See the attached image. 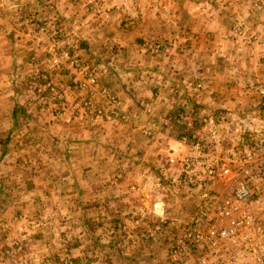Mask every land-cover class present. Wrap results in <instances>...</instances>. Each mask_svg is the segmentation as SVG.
I'll return each mask as SVG.
<instances>
[{"label":"rangeland","instance_id":"374dc122","mask_svg":"<svg viewBox=\"0 0 264 264\" xmlns=\"http://www.w3.org/2000/svg\"><path fill=\"white\" fill-rule=\"evenodd\" d=\"M262 83L264 0H0V264H162L169 146Z\"/></svg>","mask_w":264,"mask_h":264},{"label":"built area","instance_id":"2783aa9c","mask_svg":"<svg viewBox=\"0 0 264 264\" xmlns=\"http://www.w3.org/2000/svg\"><path fill=\"white\" fill-rule=\"evenodd\" d=\"M48 28L40 25L36 33ZM69 42L53 37L48 43L51 65L70 57ZM253 92L252 109L201 113L191 134L169 146L168 161L179 160L173 171L189 211L162 214L173 228L162 264H264V83Z\"/></svg>","mask_w":264,"mask_h":264},{"label":"crops","instance_id":"0c3cea01","mask_svg":"<svg viewBox=\"0 0 264 264\" xmlns=\"http://www.w3.org/2000/svg\"><path fill=\"white\" fill-rule=\"evenodd\" d=\"M131 218H132V215H130V219H131ZM160 253H161V257L164 256L163 251H162V252L160 251ZM147 254H148V251H146V254L143 255V258H145V257H146L145 255H147ZM132 256L134 257L135 254H133ZM142 263H143V264H149V263H150V258L148 257V258H147L146 260H144V262H142Z\"/></svg>","mask_w":264,"mask_h":264},{"label":"bare ground","instance_id":"6f19581e","mask_svg":"<svg viewBox=\"0 0 264 264\" xmlns=\"http://www.w3.org/2000/svg\"><path fill=\"white\" fill-rule=\"evenodd\" d=\"M158 207V206H157Z\"/></svg>","mask_w":264,"mask_h":264},{"label":"trees","instance_id":"16d2710c","mask_svg":"<svg viewBox=\"0 0 264 264\" xmlns=\"http://www.w3.org/2000/svg\"><path fill=\"white\" fill-rule=\"evenodd\" d=\"M15 114V113H14Z\"/></svg>","mask_w":264,"mask_h":264}]
</instances>
